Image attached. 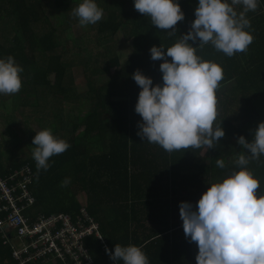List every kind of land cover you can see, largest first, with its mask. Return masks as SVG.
I'll use <instances>...</instances> for the list:
<instances>
[{"label":"trees","instance_id":"1","mask_svg":"<svg viewBox=\"0 0 264 264\" xmlns=\"http://www.w3.org/2000/svg\"><path fill=\"white\" fill-rule=\"evenodd\" d=\"M81 2L0 0V58L12 56L23 69L19 92L0 95V108L11 97L16 115L6 127L9 144L0 140L2 176L28 166L34 176L35 212L75 217L86 208L99 223L110 251L116 244L135 245L149 264H195L197 245L185 238L178 206L190 202L195 207L207 184L239 171L233 163L243 151L237 138L250 141L251 131L264 122V5L246 14L250 27L245 30L253 40L245 52L228 57L210 43L193 44L198 57L223 69L213 127L221 124L225 135L214 149L202 146L169 153L136 135L141 117L134 106L140 88L132 74L140 70L154 85L162 84L163 61H152L149 49L168 48L187 34L197 0H178L185 18L174 26L177 31L172 36L152 26L149 17L134 9L132 0H96L103 9L102 19L84 27L87 37L77 38L71 36L72 27L83 26L72 9ZM234 10L239 13L242 7ZM52 12L57 14L58 27L48 19ZM119 34L133 45L124 63L117 54L122 48ZM73 68L81 70L85 81L78 93ZM64 107L71 109V115L64 114ZM28 124L50 129L70 145L50 157L47 171L38 172L32 157L33 130L20 140ZM217 159L225 161L224 168L217 167ZM246 167L259 181V197L264 193V156L250 160ZM66 177L71 182L62 186ZM89 243L95 264H113L99 239L91 237ZM0 264H15L2 235Z\"/></svg>","mask_w":264,"mask_h":264},{"label":"clouds","instance_id":"2","mask_svg":"<svg viewBox=\"0 0 264 264\" xmlns=\"http://www.w3.org/2000/svg\"><path fill=\"white\" fill-rule=\"evenodd\" d=\"M136 11L149 17L152 26L176 35L177 22L184 20L178 0H132ZM233 5L242 6L237 13ZM258 0H197L195 19L187 34L179 36L174 45L149 49L152 61L162 60L159 71L162 84H153L140 70L132 79L140 88L134 112L141 117L136 135L147 143L159 145L171 153L206 146L214 149L225 132L221 124L213 127L217 117L216 91L223 79V69L214 62L204 61L196 53V44H211L228 57L245 52L252 43L246 18L255 11ZM81 26L96 24L103 17V9L96 0H82L72 9ZM171 29V31H168ZM191 41L192 43H189ZM170 57L171 61L167 58ZM23 69L12 56L0 58V95H12L21 88ZM251 140L237 138L243 149L233 163L240 169L221 181L207 184V190L196 201L179 203V217L185 238L195 242L198 253L195 264H264V193L259 197L260 184L247 169L250 160L264 156V122L251 131ZM32 157L36 168L47 171L52 156L64 153L70 145L53 136L50 129L40 130L32 139ZM219 168L225 167L217 159ZM70 178L62 181L69 184ZM103 239V238H100ZM113 264H149L140 247L114 245L105 249Z\"/></svg>","mask_w":264,"mask_h":264},{"label":"built area","instance_id":"3","mask_svg":"<svg viewBox=\"0 0 264 264\" xmlns=\"http://www.w3.org/2000/svg\"><path fill=\"white\" fill-rule=\"evenodd\" d=\"M2 175L0 171V235L12 248L15 264H95L90 238L99 239L104 251L107 244L86 208L75 217L38 215L29 167Z\"/></svg>","mask_w":264,"mask_h":264},{"label":"rangeland","instance_id":"4","mask_svg":"<svg viewBox=\"0 0 264 264\" xmlns=\"http://www.w3.org/2000/svg\"><path fill=\"white\" fill-rule=\"evenodd\" d=\"M107 1H115V0H107ZM56 15L57 14L52 12L48 16V19L52 22L54 27H58L59 26L57 24V21L55 20V16ZM84 27H86V26H83V27H72L73 30L71 32V36L72 37H77V38H79L81 36H86L85 34H83L84 30H86ZM118 37H120V39H121L122 48L117 54L120 57L121 62L124 63L131 56V54L133 52V45H132V41H126L125 38L122 36V34H119ZM69 45H71L70 42H69L68 45H66V47H68ZM92 49H94V45L92 46L91 50ZM64 50H65V48H64ZM97 51L101 52L102 49H97ZM92 54H93V56L99 55L95 51H92ZM72 72H74V74H75L74 87L76 89V92L77 93L81 92L82 90H84L83 88H85V81H83L81 70L73 68ZM1 100L2 99L0 98V101ZM13 104H14L13 99H11V97H9L7 99V101H6V104H5L4 108H3V106H2V108H0V111L4 110V113H2L0 115V140H1V142H4L3 144H9V135L6 132V127L10 124V120L16 118V115L11 110ZM71 108L75 109V106H72ZM64 111H65V113H64L65 115H68V116L71 115V109L70 108L64 107ZM74 114H75V112H74ZM4 115H6V116L4 118H2ZM28 127L26 125L25 129H23V132L21 134V139L20 140L25 141L24 138H25V136H27V134L30 133V130H33L34 133L40 131V128L38 126H36V125L30 126L28 124ZM41 127H42V125H41ZM14 130H15V133L18 134L17 129H14ZM8 148H9V145L6 147L5 150H8ZM197 253H198V248H197L196 254Z\"/></svg>","mask_w":264,"mask_h":264},{"label":"crops","instance_id":"5","mask_svg":"<svg viewBox=\"0 0 264 264\" xmlns=\"http://www.w3.org/2000/svg\"><path fill=\"white\" fill-rule=\"evenodd\" d=\"M229 3H231V0H228ZM261 5H264V0H258V7L256 9V11H258V9L261 8ZM240 5H233L234 8H239ZM242 7V6H240ZM97 223V222H96ZM99 224V223H98ZM104 236V235H103ZM105 237V236H104ZM106 239V238H105ZM90 246V243H89Z\"/></svg>","mask_w":264,"mask_h":264}]
</instances>
